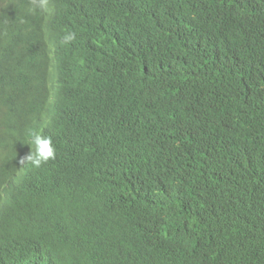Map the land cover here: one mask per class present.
<instances>
[{
	"label": "trees",
	"instance_id": "trees-1",
	"mask_svg": "<svg viewBox=\"0 0 264 264\" xmlns=\"http://www.w3.org/2000/svg\"><path fill=\"white\" fill-rule=\"evenodd\" d=\"M32 5L0 0V122L26 119L10 99L30 63L7 36L13 7ZM48 6L54 38L75 32L88 69L73 122L45 131L66 156L0 184V264H79L68 206L83 197L122 234L93 264H264V0ZM97 94L125 102L111 114Z\"/></svg>",
	"mask_w": 264,
	"mask_h": 264
},
{
	"label": "clouds",
	"instance_id": "clouds-1",
	"mask_svg": "<svg viewBox=\"0 0 264 264\" xmlns=\"http://www.w3.org/2000/svg\"><path fill=\"white\" fill-rule=\"evenodd\" d=\"M31 1L34 4L32 6L13 7L18 21L16 29L7 36L8 39H14L20 49L25 48L24 56L30 67L25 74L27 88L19 90L10 99L15 110H19L20 115L26 119H7L0 122V184L4 180L14 183L18 181L17 176L23 179L36 175L50 161L58 156H66L56 148L52 136L45 131H57L73 122L70 96L81 86L78 75L88 69L75 41V32L69 31L59 40L54 38L53 20L42 13L50 9L49 0ZM97 1L107 6L127 7L135 0ZM136 85L137 83L129 92L134 99ZM97 97L100 107H104L111 114L125 102L121 98L98 94ZM50 102L55 104L50 106ZM28 108L33 111L28 113ZM87 199L80 198L68 206L70 208L74 205L69 211L78 216L80 230L77 231V241L86 253V257L79 264H93L91 258L100 246L106 242L112 243L122 235L118 230L110 231L109 226H103L85 211L83 206ZM114 251L115 248L111 246L109 256H113L116 261Z\"/></svg>",
	"mask_w": 264,
	"mask_h": 264
},
{
	"label": "bare ground",
	"instance_id": "bare-ground-1",
	"mask_svg": "<svg viewBox=\"0 0 264 264\" xmlns=\"http://www.w3.org/2000/svg\"><path fill=\"white\" fill-rule=\"evenodd\" d=\"M54 61V60H53ZM55 62V61H54ZM174 120V119H173ZM98 185V184H97ZM109 185V184H108ZM111 185V184H110ZM105 187H107V186H105ZM99 188V187H98ZM97 188V189H98ZM102 188V187H101ZM111 188V187H110ZM116 189V188H115ZM91 190V189H90ZM117 193V192H116ZM106 195H108V193H106ZM121 210H123V209H121Z\"/></svg>",
	"mask_w": 264,
	"mask_h": 264
}]
</instances>
